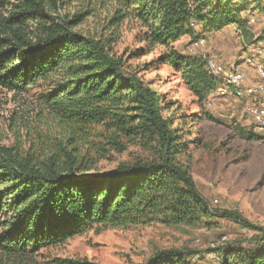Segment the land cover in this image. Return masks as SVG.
<instances>
[{"label": "trees", "instance_id": "16d2710c", "mask_svg": "<svg viewBox=\"0 0 264 264\" xmlns=\"http://www.w3.org/2000/svg\"><path fill=\"white\" fill-rule=\"evenodd\" d=\"M251 3L0 0V90L20 94L49 81L44 105L64 134L44 156L0 147V255L34 256L95 228L211 227L219 217L255 233L248 241L210 251L220 264H264V227L249 224L238 212H214L192 177L185 159L197 141L189 140L185 126L221 121L203 110L220 83L202 58L174 46L184 37L196 38V26L219 31L230 25L241 31L242 43L252 44L253 29L242 16ZM99 10L108 13L100 33L81 32L83 22ZM124 26L135 31L139 46L119 52ZM163 67L180 76L201 115H183L177 124V104L167 102L146 79ZM245 100L247 108L251 102ZM235 125L243 139H259ZM91 147L103 157L129 147L149 155L91 173L82 155V148ZM195 254L169 251L148 264H200L191 261Z\"/></svg>", "mask_w": 264, "mask_h": 264}, {"label": "rangeland", "instance_id": "374dc122", "mask_svg": "<svg viewBox=\"0 0 264 264\" xmlns=\"http://www.w3.org/2000/svg\"><path fill=\"white\" fill-rule=\"evenodd\" d=\"M107 15L106 11L95 12L79 30L88 35L100 33ZM128 27H123L122 38L116 47L119 52L139 46L133 37L135 31L128 32ZM235 28L230 25L219 31H208L196 26V38L184 37L174 46L183 54L213 58L227 69L238 66L251 82L256 83L259 79L255 69L245 62L248 49ZM253 28L261 39L264 38L263 16L257 15ZM258 59L264 62L263 56ZM146 79L152 81L153 87L167 102L177 104L173 109L177 124L183 115H201L196 99L180 76L169 68L152 72ZM50 87L48 81L20 94L0 90V147L44 156L64 140L59 121L51 117L44 105ZM244 100L220 97L216 92L208 96L203 110L221 121H189L185 131L191 133L189 140L197 143L191 146L189 159L185 160L198 191L214 212H238L249 224L264 227V133L255 129ZM250 102L258 105L259 100ZM235 124L253 131L259 139H243ZM92 148H82V155L92 166L91 173L108 172L121 163L149 155L139 147H129L123 153L112 152L103 157ZM213 223L211 227L199 228L168 227L161 223L127 229L95 228L61 247L42 250L34 256L6 258L0 255V264H66L71 260L90 264H148L151 259L169 251L196 252L191 261L215 264L216 254L210 251L240 240L248 241L255 234L224 218L217 217ZM224 236L228 240L226 243H222ZM196 255L199 257L195 258Z\"/></svg>", "mask_w": 264, "mask_h": 264}, {"label": "built area", "instance_id": "2783aa9c", "mask_svg": "<svg viewBox=\"0 0 264 264\" xmlns=\"http://www.w3.org/2000/svg\"><path fill=\"white\" fill-rule=\"evenodd\" d=\"M251 2L252 6L242 16L248 26L253 29L254 38L252 44L243 43V45L249 53L245 62L255 69L259 81L251 82L247 74L238 66L227 69L223 64L206 55L203 56V60L206 62V69L209 74L220 83V87L215 91L220 97L231 96L236 101L242 99L259 100L258 105L249 103L246 111L253 121L255 129L259 133H264V62L258 59L259 56L264 57V42L259 39V35L253 28L257 22V15L264 18V0H251ZM235 31L241 40V31L238 28H235ZM202 42L204 43V41ZM227 241V237L224 236L222 243ZM198 257V255L195 256V258ZM214 260L215 264L221 262L218 255L214 256Z\"/></svg>", "mask_w": 264, "mask_h": 264}]
</instances>
